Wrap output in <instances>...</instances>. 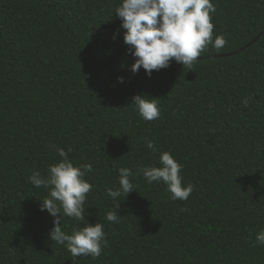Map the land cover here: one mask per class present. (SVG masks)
Returning a JSON list of instances; mask_svg holds the SVG:
<instances>
[{
	"label": "trees",
	"instance_id": "obj_1",
	"mask_svg": "<svg viewBox=\"0 0 264 264\" xmlns=\"http://www.w3.org/2000/svg\"><path fill=\"white\" fill-rule=\"evenodd\" d=\"M211 2L213 40L225 46L149 77L130 71L121 0H0V264H264V0ZM135 95L157 99L160 117L143 120ZM57 148L92 165L85 221L65 216L61 228L103 224L95 259L49 238V190L29 182L59 162ZM163 151L183 166L189 198L172 201L165 184L136 174L120 222H107L118 170L160 166Z\"/></svg>",
	"mask_w": 264,
	"mask_h": 264
},
{
	"label": "clouds",
	"instance_id": "obj_2",
	"mask_svg": "<svg viewBox=\"0 0 264 264\" xmlns=\"http://www.w3.org/2000/svg\"><path fill=\"white\" fill-rule=\"evenodd\" d=\"M215 11L211 0H121L114 15L121 21L123 41L134 58L130 71L135 74L142 68L151 77L154 70L168 68L172 61L193 69L194 63L209 45L215 50L223 48L226 44L223 35L213 40L214 25L210 13ZM119 80L123 82L122 77ZM146 97L150 96L135 95L130 104L135 105L143 120H156L161 115L157 99ZM243 104L247 107L249 99L245 98ZM146 148L154 155L158 152L151 140L146 142ZM56 151L61 159L49 166L46 176L34 170L29 177L32 186L49 190L47 197L40 200L41 210L54 217L49 238L55 244L65 246L73 258L90 256L95 259L101 255L105 241L103 224L86 222L85 226L74 228L71 234L61 228L65 216L85 221L84 202L92 190L85 176L93 170L92 165L74 166L68 157L71 148L68 152L62 148ZM158 164L160 166L139 168L136 173L127 167L118 170L119 187L106 189V195L114 202L113 209L106 213L107 222H120L122 215L118 199L121 196L126 198L134 191L130 178L136 174H142L149 184H165L172 201L189 198L193 185L182 186L180 172L183 166L167 151L159 153ZM255 242L264 246V229L257 232Z\"/></svg>",
	"mask_w": 264,
	"mask_h": 264
},
{
	"label": "water",
	"instance_id": "obj_3",
	"mask_svg": "<svg viewBox=\"0 0 264 264\" xmlns=\"http://www.w3.org/2000/svg\"><path fill=\"white\" fill-rule=\"evenodd\" d=\"M261 35H264V33L261 34ZM260 37H261V36H258V37H257L252 43H250L246 48L240 50L239 52H235V53L230 54V55H227V56L216 57V58H213V59H217V58H222V59H223V58H226V57H233V56H236V55H238L239 53H242V52H244L246 49L250 48V47H251L252 45H254L255 43H257L258 40L260 39Z\"/></svg>",
	"mask_w": 264,
	"mask_h": 264
}]
</instances>
